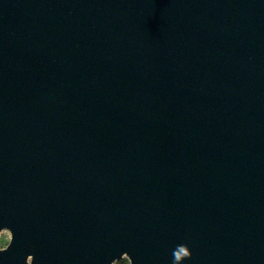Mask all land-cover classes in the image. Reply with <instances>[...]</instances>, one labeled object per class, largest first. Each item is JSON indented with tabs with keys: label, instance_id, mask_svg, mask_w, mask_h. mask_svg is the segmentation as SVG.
<instances>
[{
	"label": "water",
	"instance_id": "1",
	"mask_svg": "<svg viewBox=\"0 0 264 264\" xmlns=\"http://www.w3.org/2000/svg\"><path fill=\"white\" fill-rule=\"evenodd\" d=\"M4 230L0 264H264V0H0Z\"/></svg>",
	"mask_w": 264,
	"mask_h": 264
},
{
	"label": "rangeland",
	"instance_id": "2",
	"mask_svg": "<svg viewBox=\"0 0 264 264\" xmlns=\"http://www.w3.org/2000/svg\"><path fill=\"white\" fill-rule=\"evenodd\" d=\"M11 240V233L8 230H4L0 233V246H8ZM115 264H130L127 257L117 261Z\"/></svg>",
	"mask_w": 264,
	"mask_h": 264
},
{
	"label": "flooded vegetation",
	"instance_id": "3",
	"mask_svg": "<svg viewBox=\"0 0 264 264\" xmlns=\"http://www.w3.org/2000/svg\"><path fill=\"white\" fill-rule=\"evenodd\" d=\"M8 245H9V244H8ZM7 247H8V246H7ZM7 247H6V248H7ZM6 248H4V249H6Z\"/></svg>",
	"mask_w": 264,
	"mask_h": 264
},
{
	"label": "clouds",
	"instance_id": "4",
	"mask_svg": "<svg viewBox=\"0 0 264 264\" xmlns=\"http://www.w3.org/2000/svg\"><path fill=\"white\" fill-rule=\"evenodd\" d=\"M192 256V255H191Z\"/></svg>",
	"mask_w": 264,
	"mask_h": 264
}]
</instances>
